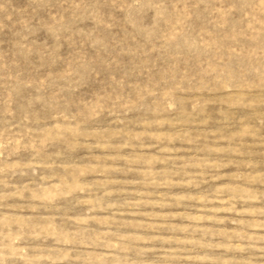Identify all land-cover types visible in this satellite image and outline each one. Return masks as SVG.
I'll use <instances>...</instances> for the list:
<instances>
[{
    "label": "clouds",
    "instance_id": "9594fccd",
    "mask_svg": "<svg viewBox=\"0 0 264 264\" xmlns=\"http://www.w3.org/2000/svg\"><path fill=\"white\" fill-rule=\"evenodd\" d=\"M0 264H264V0H0Z\"/></svg>",
    "mask_w": 264,
    "mask_h": 264
}]
</instances>
